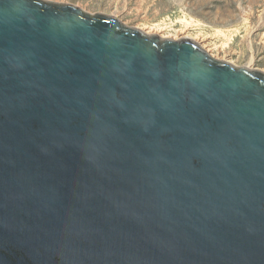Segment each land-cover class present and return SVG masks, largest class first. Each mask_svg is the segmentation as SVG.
<instances>
[{
  "label": "water",
  "instance_id": "1",
  "mask_svg": "<svg viewBox=\"0 0 264 264\" xmlns=\"http://www.w3.org/2000/svg\"><path fill=\"white\" fill-rule=\"evenodd\" d=\"M0 264H264V73L0 0Z\"/></svg>",
  "mask_w": 264,
  "mask_h": 264
},
{
  "label": "rangeland",
  "instance_id": "2",
  "mask_svg": "<svg viewBox=\"0 0 264 264\" xmlns=\"http://www.w3.org/2000/svg\"><path fill=\"white\" fill-rule=\"evenodd\" d=\"M116 18L161 38L188 39L211 57L264 73V0H45Z\"/></svg>",
  "mask_w": 264,
  "mask_h": 264
},
{
  "label": "bare ground",
  "instance_id": "3",
  "mask_svg": "<svg viewBox=\"0 0 264 264\" xmlns=\"http://www.w3.org/2000/svg\"><path fill=\"white\" fill-rule=\"evenodd\" d=\"M143 33H145V34H149V33H147V32H143ZM161 38V37H160Z\"/></svg>",
  "mask_w": 264,
  "mask_h": 264
}]
</instances>
